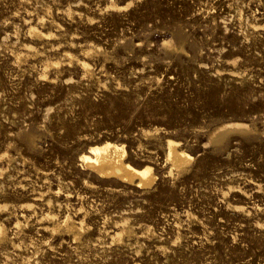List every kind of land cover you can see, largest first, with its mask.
I'll use <instances>...</instances> for the list:
<instances>
[{
    "label": "rangeland",
    "instance_id": "1",
    "mask_svg": "<svg viewBox=\"0 0 264 264\" xmlns=\"http://www.w3.org/2000/svg\"><path fill=\"white\" fill-rule=\"evenodd\" d=\"M0 227V264H264V0H0Z\"/></svg>",
    "mask_w": 264,
    "mask_h": 264
},
{
    "label": "bare ground",
    "instance_id": "2",
    "mask_svg": "<svg viewBox=\"0 0 264 264\" xmlns=\"http://www.w3.org/2000/svg\"><path fill=\"white\" fill-rule=\"evenodd\" d=\"M246 124L241 121H228L216 127L210 134V139L226 136L230 131L242 130ZM168 156L174 166H182L186 162L184 152L179 149L177 141L168 140ZM90 153H83L81 160L85 168L96 174L99 178L114 180L138 188H148L156 181V174L149 165L134 166L127 157L125 145L112 141L94 143L90 146ZM2 225V224H1ZM1 231V227H0Z\"/></svg>",
    "mask_w": 264,
    "mask_h": 264
}]
</instances>
